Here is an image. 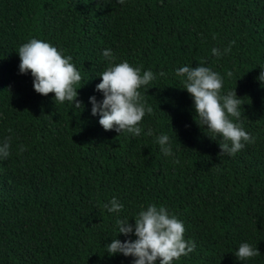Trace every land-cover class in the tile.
Masks as SVG:
<instances>
[{"label":"trees","instance_id":"16d2710c","mask_svg":"<svg viewBox=\"0 0 264 264\" xmlns=\"http://www.w3.org/2000/svg\"><path fill=\"white\" fill-rule=\"evenodd\" d=\"M32 38L72 58L83 109L38 94L31 73L19 72L18 49ZM232 41L231 51L213 54ZM105 49L112 63L156 77L138 89L153 108L139 136L106 131L91 114L89 97L103 99L95 89L110 62ZM200 65L223 78L221 95L235 89L242 98L239 121L231 119L255 139L234 156L218 155L222 137L198 126L176 74ZM261 67L264 0H0V144L11 145L0 158V264H132L105 245L129 239L116 220L134 224L150 204L175 215L195 242L172 264H264ZM161 134L173 155L161 152ZM113 197L119 213L105 208ZM242 243L260 254L239 260Z\"/></svg>","mask_w":264,"mask_h":264},{"label":"clouds","instance_id":"9594fccd","mask_svg":"<svg viewBox=\"0 0 264 264\" xmlns=\"http://www.w3.org/2000/svg\"><path fill=\"white\" fill-rule=\"evenodd\" d=\"M123 3V0H118ZM229 47L221 52L213 48L212 52L217 57L231 51ZM20 58L19 72L31 73L34 90L43 96L54 93L55 102L67 101L76 109H83V102L77 100L78 92L74 85L78 84L82 76L76 69L70 56H64L58 49L48 42L35 38L22 44L18 49ZM103 56L109 60L106 69L100 73L102 80L96 85V91L103 94V99L97 101L95 96L89 97L91 114L99 115V124L106 130H115L119 135L130 133L139 136L142 128L139 126L145 114H151L153 108L144 101L138 91L141 86H147L156 77L151 70L144 71L133 67L127 61L114 64L113 53L110 49L103 51ZM257 79L264 84V67ZM177 76L185 77L183 81L185 89L193 98L195 119L198 126L208 130L212 139L215 136L222 137L224 142L219 143V156H234L245 147L246 143L254 142L248 132L239 123L241 117L242 98L236 91H230L221 95L223 78L219 73L203 65L196 67L183 66L176 70ZM164 76L163 72L159 73ZM230 77L231 72L227 73ZM206 126V127H205ZM146 135H152L151 129ZM157 143L165 156L173 155L170 137L161 134L157 137ZM10 138H6L0 144V158L10 155ZM20 151H24L21 146ZM179 163L178 160L175 161ZM105 208L110 213H119L123 204L113 197ZM135 223L130 224L128 219H117L118 234H123L129 239L123 242L113 238L110 244L105 245L109 255L123 254L125 257H134L132 264H172L173 260H179L181 256H187L195 250V242L184 239V225L173 214H170L163 206L155 204L141 210L134 218ZM135 239H131V236ZM257 247L248 243H242L235 256L243 261L259 255Z\"/></svg>","mask_w":264,"mask_h":264}]
</instances>
